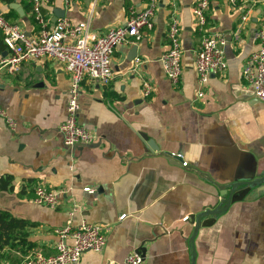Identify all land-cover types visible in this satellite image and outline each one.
Here are the masks:
<instances>
[{"label": "crops", "instance_id": "1", "mask_svg": "<svg viewBox=\"0 0 264 264\" xmlns=\"http://www.w3.org/2000/svg\"><path fill=\"white\" fill-rule=\"evenodd\" d=\"M197 3L159 0L154 29L116 49L111 83L83 80L78 122L97 135L90 145L66 146L58 132L67 117L71 78L62 63L0 65V105L17 122L12 130L0 118V177L11 176L13 185L0 192V209L31 223L26 244L5 247L0 264H21L37 251L55 254V229L82 220L110 228L102 252H85L73 264H122L134 253L142 254V264H264V187L229 207V195L220 189L264 177V101L242 74L260 45L264 0H213L203 27L193 13ZM149 5L50 0L42 11L50 27L60 18L87 23L93 40L124 25L131 9ZM0 12L28 35L40 29L32 0H0ZM172 16L179 19L183 48L178 84L160 60L170 48ZM215 32L226 38L228 69L202 85L196 55L203 35ZM6 54L0 31V60ZM144 81L153 86L149 97ZM143 133L157 150H147ZM39 184L66 191L56 208L34 202ZM218 209L201 218L210 225L196 228L194 215Z\"/></svg>", "mask_w": 264, "mask_h": 264}, {"label": "built area", "instance_id": "2", "mask_svg": "<svg viewBox=\"0 0 264 264\" xmlns=\"http://www.w3.org/2000/svg\"><path fill=\"white\" fill-rule=\"evenodd\" d=\"M50 0H32V12L40 29L35 35H28L19 24L12 23L0 12V31L7 54L0 60L1 66L17 68L25 61L53 59L62 63L70 73V88L67 104V117L59 126V134L66 146L71 148L95 143L97 135L78 122L80 110L81 85L85 78H90L103 85H109L113 79V57L116 49L126 43L142 38V30L154 29V11L159 0H150V5L142 10L131 9L122 26L111 28L103 35L90 40L88 24H74L68 18H60L53 27L44 16L43 5ZM173 3L176 0H171ZM213 0H198L193 8L200 27L207 23L206 11ZM237 4L238 0H227ZM247 16H243L246 20ZM170 48L161 56L163 69L173 84H178L183 73V48L179 19L172 16L167 32ZM259 48L246 62L242 74L252 88L255 96L264 101V20L257 32ZM227 41L223 34L210 33L202 37L197 51L195 68L199 83L205 85L211 75L222 74L228 69L226 57ZM153 86L149 81L143 82V94L149 97ZM199 92V96H203ZM0 118L4 119L10 129L15 130L17 122L6 108L0 105ZM178 158L182 155L172 154ZM85 191L94 192L91 188ZM34 202L50 208H56L66 194L65 190H53L39 184L34 190ZM77 210V208H76ZM125 214L120 216L124 219ZM189 217H185L187 220ZM110 227L82 220L77 226L67 224L55 229L58 240L56 253L50 256L37 251L27 256L21 264H73L81 260L88 251L102 252L106 246L107 231ZM141 253L131 254L122 264H142ZM114 264V263H109Z\"/></svg>", "mask_w": 264, "mask_h": 264}, {"label": "trees", "instance_id": "3", "mask_svg": "<svg viewBox=\"0 0 264 264\" xmlns=\"http://www.w3.org/2000/svg\"><path fill=\"white\" fill-rule=\"evenodd\" d=\"M10 1V0H6ZM12 177H0V192L12 190ZM31 223L25 219L13 216L9 211L0 209V259H5V247H15L21 243L26 244L28 232L26 228Z\"/></svg>", "mask_w": 264, "mask_h": 264}, {"label": "water", "instance_id": "4", "mask_svg": "<svg viewBox=\"0 0 264 264\" xmlns=\"http://www.w3.org/2000/svg\"><path fill=\"white\" fill-rule=\"evenodd\" d=\"M142 137L144 138L146 142V148L148 151H151V149L153 150L158 149L156 146H154L155 142L152 139L148 138V136L145 133L142 134ZM173 157H176V156H173ZM240 185H244L245 187L242 190H239V192H237ZM263 185H264V177L255 179L253 181L245 182L244 184L235 183L230 187L221 186L220 189L224 191L223 195H227V194L229 195V200L227 203V207H229L231 203L233 202L241 201L248 197H252L253 195H258V193L264 187ZM228 188H230V190ZM219 212H220L219 209L218 210H207L206 212L200 213L198 216L194 215L192 217V220L196 222V228H199L201 225H210L211 222L209 220L201 222V218L204 216L210 215V214L214 215ZM140 251L143 252L144 250L140 249Z\"/></svg>", "mask_w": 264, "mask_h": 264}]
</instances>
